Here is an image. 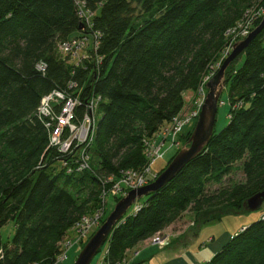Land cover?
Here are the masks:
<instances>
[{
  "label": "trees",
  "instance_id": "16d2710c",
  "mask_svg": "<svg viewBox=\"0 0 264 264\" xmlns=\"http://www.w3.org/2000/svg\"><path fill=\"white\" fill-rule=\"evenodd\" d=\"M79 1L95 13L92 28L79 16ZM256 3L0 0V264H57L65 234L98 207L102 181L147 164L144 141L183 111L185 94L197 91L227 32ZM84 32L98 41L90 59L79 65L63 59L59 43ZM41 61L45 74L37 69ZM225 82L229 123L215 127L174 179L117 224L98 253L107 249V264H122L128 251L188 210L196 214V235L210 221L246 212L244 202L264 189V30L233 60ZM54 91L80 93L77 122L101 99L89 170L69 174L66 156L49 147L37 108ZM195 125L185 128L184 143ZM172 151L157 176L178 154ZM238 163L245 181L224 185ZM213 185L221 187L211 192ZM9 222L15 234L3 244ZM204 264H264V219L243 227Z\"/></svg>",
  "mask_w": 264,
  "mask_h": 264
},
{
  "label": "built area",
  "instance_id": "2783aa9c",
  "mask_svg": "<svg viewBox=\"0 0 264 264\" xmlns=\"http://www.w3.org/2000/svg\"><path fill=\"white\" fill-rule=\"evenodd\" d=\"M77 5L80 18L86 21L88 28H92L95 13L86 9L85 2L79 1ZM253 29L254 20L243 19L227 32L226 38L229 36L233 37V41L235 40L236 42H231L228 49L227 47L224 49L222 54H225V56L214 69L215 71L212 72L213 76L221 68L225 59L232 53L234 46L245 40ZM97 42L96 36H91L84 32L70 41L59 43L58 48L63 59L70 58V62L79 65L83 63V60L90 59L89 51L95 49ZM80 52L84 53L85 56L83 54L79 57ZM37 69L45 74L47 64L41 61L37 65ZM204 77L195 92L196 98L191 105L192 109L188 112L182 111L171 122L165 123L153 137L144 141L147 164L141 169H130L123 172L119 177L110 176L102 181L98 196V207L92 214L83 216L65 234L59 244L60 253L57 257V264L65 262L69 257V252L75 247L82 249L83 244L89 241L104 224L114 209L109 210V203L114 202V204H117L116 201L127 197L131 191H137L150 185L156 179V174H153L152 171L153 164L162 159L168 152L182 149L183 142L180 137L185 128L197 122L208 94L207 83L212 76ZM75 87L74 84H69V89ZM100 101V98H98V103L92 100L88 110L78 122L76 121V111L80 105V93L77 96V94L54 91L50 95L43 97L37 108V116L49 132V147L66 156L63 166L67 168L69 174L74 170L81 173L90 169L91 154L89 148H92L95 142L97 119L99 118L97 108ZM86 103H89V101H86ZM97 114L98 117H96ZM137 202L129 210L130 213L137 212L141 208L139 201ZM262 218L264 219V215ZM159 234L152 239V244L165 248L168 244L167 239L161 238ZM106 254L107 249L100 254L96 264H107L105 261ZM125 261L126 257L122 264Z\"/></svg>",
  "mask_w": 264,
  "mask_h": 264
},
{
  "label": "water",
  "instance_id": "95a60500",
  "mask_svg": "<svg viewBox=\"0 0 264 264\" xmlns=\"http://www.w3.org/2000/svg\"><path fill=\"white\" fill-rule=\"evenodd\" d=\"M83 26H80V30ZM264 30V18L260 25L243 41L234 46L232 53L225 59L221 68L214 77L207 83L208 94L196 122L188 147H184L174 157L168 167L150 185L131 191L127 197L121 199L114 207L104 224L86 243L74 264H92L102 247L107 242L117 224L123 220L134 204L151 193L159 191L167 183L192 161L201 150L208 144L214 134L219 102L225 88V75L233 60L244 52L254 39ZM264 205V189L248 198L243 204L246 212H256Z\"/></svg>",
  "mask_w": 264,
  "mask_h": 264
},
{
  "label": "rangeland",
  "instance_id": "374dc122",
  "mask_svg": "<svg viewBox=\"0 0 264 264\" xmlns=\"http://www.w3.org/2000/svg\"><path fill=\"white\" fill-rule=\"evenodd\" d=\"M255 2H258V3L253 4L251 7H249L245 11V15H244L245 20L253 19L254 25L259 19L264 18V5H263V3L259 0H255ZM233 39L234 38L230 37V36L226 38L225 48L227 47V49H228L231 42H234V43L236 42L235 40L233 41ZM83 54L80 52L79 57H81V55H83ZM83 56H85V54ZM224 56H225V54H222V53L219 55L217 60L210 65L208 71L205 74V77L203 76L204 78H208L209 76H212L211 77V79H212L214 77L212 72L215 71L214 69H216L217 65L222 61V58ZM241 63L242 62H240L239 65H241ZM195 98H196V93L189 92V93L185 94V102L186 103H185V107L183 109V112H188L189 110L192 109L191 105L194 103ZM229 110H230L229 91L225 87L222 94H221V97H220V105H219L217 121H216V131L217 132L221 131L229 123V121H230V118L228 116ZM96 117H97V115H96ZM184 147H188V144L183 142L182 148H184ZM180 151H181V149L178 150V153ZM174 154H175V151L174 152L170 151L162 159H159L158 161H156L153 164L152 171H153V174H156V178L159 176V175L157 176V173L160 172L162 169H164L167 166V164L169 163V161L171 160V158L173 157ZM239 166H240L239 163L236 164V167L238 170H236L235 172L232 173V175L228 178V180H226V182H224V185H229L230 183H240V182L245 181V176H244L243 172L241 170H239ZM220 187H221L220 185L211 186V192L219 189ZM136 203H138V202H136ZM115 205L116 204H114V202L109 203V210L110 209L112 210L115 207ZM263 215H264V205L262 206V208L260 210H258L256 212H244L241 214H228L220 220L210 221V222L204 224L201 228V231L199 233H197V235L195 237V241L198 245L197 247H199L200 244H203L202 247L209 246L210 244H215L225 232L231 233L234 236L236 233H238L241 230V228L243 226H250L252 223L261 220ZM195 229H196V214L192 210H188V211L182 213V215L178 219L173 221L169 227L165 228L159 234V236L161 238H166L167 243H169V242H172L173 240H182L186 235L189 236L191 233L194 234ZM14 234H15V224L13 222H9L7 225H5L1 229V238H2L3 244H8L9 242H11ZM154 237L155 236H153L151 239L146 241L145 244L153 245L152 239ZM210 238L211 239L213 238L212 240H215V242H213ZM84 244H86V243H84ZM84 244L82 246V249L85 246ZM153 247H154V245H153ZM155 247H157L160 250L162 249L159 246H155ZM209 247H211V246H209ZM82 249H80V247H75L74 249H72L69 252L68 259L63 263H58V264H74L77 257L81 253ZM139 249L140 248H135L131 252H127V254L125 256L126 261L124 264H127L131 260L130 259L131 256H133V257L138 256L139 252H140ZM210 249L211 248H208L207 250H210ZM99 257H100V254H98L94 258L92 264H96Z\"/></svg>",
  "mask_w": 264,
  "mask_h": 264
},
{
  "label": "crops",
  "instance_id": "0c3cea01",
  "mask_svg": "<svg viewBox=\"0 0 264 264\" xmlns=\"http://www.w3.org/2000/svg\"><path fill=\"white\" fill-rule=\"evenodd\" d=\"M196 235L191 233L189 236L186 235L182 240H173L161 250L155 246L153 247V245L145 244L146 241H144L135 247L140 248L139 255L131 256V260L127 264H204L210 261L233 237L231 233L225 232L215 244L209 245L211 247H202L203 244L197 247L198 245L195 241ZM212 241L215 242V240ZM208 248L211 249L207 250Z\"/></svg>",
  "mask_w": 264,
  "mask_h": 264
}]
</instances>
